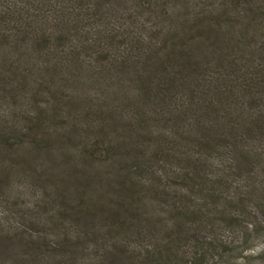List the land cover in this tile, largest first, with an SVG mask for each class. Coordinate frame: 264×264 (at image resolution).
I'll list each match as a JSON object with an SVG mask.
<instances>
[{
  "label": "trees",
  "instance_id": "1",
  "mask_svg": "<svg viewBox=\"0 0 264 264\" xmlns=\"http://www.w3.org/2000/svg\"><path fill=\"white\" fill-rule=\"evenodd\" d=\"M262 136L264 0H0V264H264Z\"/></svg>",
  "mask_w": 264,
  "mask_h": 264
},
{
  "label": "rangeland",
  "instance_id": "2",
  "mask_svg": "<svg viewBox=\"0 0 264 264\" xmlns=\"http://www.w3.org/2000/svg\"><path fill=\"white\" fill-rule=\"evenodd\" d=\"M23 53L26 54L28 58L32 54L30 48L24 49ZM22 94H23V96H25L24 93H22ZM3 103L5 105H1L2 106L1 109H3L2 112L4 114H8L9 112H11L13 110H16V109H14V108L9 107L8 105H6L5 102H3ZM25 103H26V99L24 100V104ZM260 139H262L260 142L264 145V136L260 137ZM234 183H233L232 187L228 191V195H227L228 197L231 195V193L234 190L237 191L236 186H235ZM238 184H241L240 186H243L244 187V185L246 183H245L244 180H241V181H239ZM14 187H15V189L20 190L21 192L23 191L24 197H28L29 198V196H32V194L30 193V191L27 189V185L26 186H22V185L20 186L19 183H16ZM172 193H175V191H172ZM95 199H97V198H95ZM157 209H159V208H157ZM0 212H1V210H0ZM2 217H4V215L2 213H0V220L2 219ZM245 219H247L246 222L244 221ZM240 220H241V222L243 220L242 225H240L239 227L234 228V230H232V229H226L223 232V234H222V236H224L228 240V242H232L231 240L234 239L235 241L232 242V243L233 244H236V245L237 244L238 245L244 244V243H242V241H243L242 238L246 234V233H243L242 234V232L244 230H246L245 228H243L244 227V224L247 225V229L249 231H253L255 227H260V228H263L264 227V214L261 216L260 214H258V212H256L253 216H250V217L249 216L242 217V218L240 217ZM253 248H254L253 252L255 251V253H253V254H257V253H259V252H261V251L264 250V235H262L260 238H258V239L255 240V246ZM245 253H247V252H245ZM259 259H263L260 262L264 263V256H262Z\"/></svg>",
  "mask_w": 264,
  "mask_h": 264
}]
</instances>
